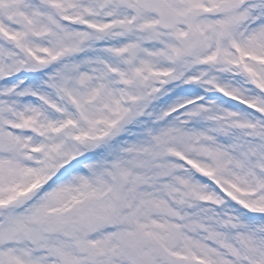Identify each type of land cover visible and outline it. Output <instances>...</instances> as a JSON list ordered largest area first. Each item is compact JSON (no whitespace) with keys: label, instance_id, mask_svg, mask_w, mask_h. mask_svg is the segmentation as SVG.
Returning <instances> with one entry per match:
<instances>
[{"label":"snow or ice","instance_id":"6c2138e0","mask_svg":"<svg viewBox=\"0 0 264 264\" xmlns=\"http://www.w3.org/2000/svg\"><path fill=\"white\" fill-rule=\"evenodd\" d=\"M0 264H264V0H0Z\"/></svg>","mask_w":264,"mask_h":264}]
</instances>
